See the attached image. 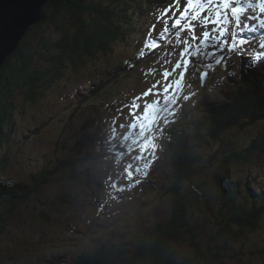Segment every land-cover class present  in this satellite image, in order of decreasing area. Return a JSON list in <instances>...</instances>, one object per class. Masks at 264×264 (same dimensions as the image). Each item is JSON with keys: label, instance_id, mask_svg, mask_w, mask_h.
Returning <instances> with one entry per match:
<instances>
[{"label": "rangeland", "instance_id": "rangeland-1", "mask_svg": "<svg viewBox=\"0 0 264 264\" xmlns=\"http://www.w3.org/2000/svg\"><path fill=\"white\" fill-rule=\"evenodd\" d=\"M181 2V6L175 4L172 8L157 10L152 19L148 20L150 16L146 19L142 17V32H138L141 37L140 45L136 44L139 41L136 39L121 41L111 52L100 55V59L87 62L85 67H78L76 72L71 70L57 84V91L55 90L50 104L44 105L45 101L40 100L30 111L26 109L18 122L15 120V127L10 135L11 142L7 145L10 151H7L10 162L5 169L12 171L7 175L14 180L27 178L29 181L36 176V173L49 169L48 166L52 170L59 168L64 155L72 156L76 152V145L83 132V121L87 119H103L101 122L106 126L100 128L98 136L103 139V142L99 147L107 148L111 155L110 160L99 166L91 175V185H95L86 189V192L85 190L79 192L74 197L76 199L69 198L68 204H63L64 194L71 190L77 193L78 189H75L76 183L68 176L71 173L66 172L68 168L61 167L58 172L63 177L58 173L52 185L41 190L39 196L36 195L38 196L36 202L33 200L34 203L31 202L28 206L23 202L22 207H16L13 216L10 212L8 215H11L9 217L11 228L0 250V264H15V259L22 264H43L47 254H59L65 250L67 252L70 247H74L77 240L115 239L121 234H128L131 240L136 237L138 231L155 229L159 223H166L170 218L172 204L165 191L172 183L171 158L164 144L163 125L169 122L170 129H173L185 124L187 120L185 122L184 118L195 110L194 106L199 107V100L202 105L195 117H202L206 113L205 107L214 104V101L219 102L217 97L220 98L216 93H214L216 96L210 98L206 92L200 94L195 89L197 58L203 54L207 61L212 62L215 54L219 53L222 56L228 54L226 58L229 60L228 66H233L235 71H232L236 74L241 62L248 65V62L255 61L254 56H245L251 54L252 47L249 45H246L244 59H241L240 53L229 51L231 45L224 41L223 33L232 34L234 20L231 24L223 25V28L220 25L214 26L217 19L218 0L217 3L202 0L198 12L195 6L189 9L186 0ZM250 3L252 7H249ZM232 6L244 9L245 17L253 14L261 15L258 11V0H239L238 3H232ZM174 7L177 8L173 9ZM165 11L167 15L163 14ZM44 17L43 14L41 21ZM176 19L181 20L180 25L175 24ZM248 23L255 31L244 29V39L254 41L257 46L264 43V28L254 21H248ZM153 26L155 30L150 31ZM165 28L167 31H164ZM205 32L209 35H204ZM28 38L36 45L33 34ZM47 38L50 41L57 39L55 35L49 34ZM147 43H154L155 47L149 49L146 46ZM36 48L32 47L29 51L32 52ZM41 48L39 47L36 52L43 53ZM263 51L261 48L258 50V52ZM138 55H141L143 60L127 67L126 63L130 64V61ZM177 62L181 63L180 69L175 68ZM215 66L218 67L219 76L224 77L226 75L222 73L224 67L219 68L218 64ZM127 68L128 71H126ZM114 71L120 72L123 76L120 77L121 82H116L111 91L112 95L109 94L103 99L96 94V96H89L88 101L84 100L85 94L88 91L90 93V87H97L101 79L109 80L108 85L113 86L110 79H113L111 74ZM166 71L172 74L167 80L163 75ZM228 71L229 69L226 72ZM182 72L184 73L183 91L175 100H171V96L167 97L165 101L167 108L161 113V119L147 132H140V121L136 119V116L140 114L142 105L146 101L151 102L156 98L144 94L149 89L152 92L162 91L166 83L179 79ZM250 77L249 74H243L235 78L233 82L242 83L243 79ZM215 78L216 80L210 82L219 86L217 75ZM153 85L156 87L154 88ZM82 100L84 102L77 107V102ZM168 101L171 102L168 103ZM137 105L141 107H135ZM72 112L74 115L71 114ZM86 112L90 116L81 117ZM176 114H178L177 118ZM17 116L19 117L18 114ZM133 124H136L135 128L132 127ZM237 132L243 131L238 129ZM252 133L248 132L237 138L238 145H241V140ZM145 144L149 145L147 149L144 148ZM218 147L219 145L216 144L214 147L208 145L202 149L199 148L206 160L203 165L206 170L197 181L198 184L205 180L206 186L204 195L200 196V198L203 196V200L202 206L199 207L206 210L201 213L197 208L198 204L193 205L192 210L196 208L195 215L197 213L203 218L205 233L211 232L213 222H216L215 226L218 229H225L226 232H223L225 236L219 241V246L224 249L223 257H227V263L224 264H264V210L261 211L257 206L253 207L251 200L263 191L264 181L261 186L255 187L249 184L244 187L245 183H248L245 178L249 176L245 174L249 171L248 167L253 165L264 171V163L253 160L254 162L247 167L226 164L224 157L228 154L227 149L222 150L221 155L224 159H221L216 152L219 150ZM3 154H6V151L0 152V155ZM211 158H214L217 164L210 165L208 162ZM11 161H13L12 165ZM260 163L263 164L262 167ZM208 165L209 170H207ZM89 166L86 164L80 168L87 173L91 171ZM215 174H224L233 181L244 183L241 190L246 197H243V202L240 204L253 210V216L257 218H255L256 221L253 220V227L246 226L245 230H242L244 234L242 240H234L232 232L240 227L229 218L230 210L228 212L220 209L222 205H219L220 187L214 178ZM61 204L64 207H61ZM218 211L220 219L215 221L214 214ZM61 215L70 216L73 221H64ZM3 225L0 220V227ZM67 225L77 229L74 233H66L63 229ZM58 238L60 241L63 238L64 241L59 244ZM65 238L68 240L65 241ZM45 241H48V245L41 247L40 243ZM189 254L192 255L193 251ZM220 259L216 264L220 263Z\"/></svg>", "mask_w": 264, "mask_h": 264}, {"label": "trees", "instance_id": "trees-1", "mask_svg": "<svg viewBox=\"0 0 264 264\" xmlns=\"http://www.w3.org/2000/svg\"><path fill=\"white\" fill-rule=\"evenodd\" d=\"M173 2L176 3V0H50L43 6L44 20L30 28L15 52L3 63L0 70V152L6 151V154L0 155V220L4 224L0 227V250L11 228L9 217L14 215L16 207H22L23 202L27 206L36 202L39 192L52 185L61 167L68 168L71 173L69 177L76 183L75 187L83 192L90 178L81 173L80 167L95 161L89 150H96L97 122L87 119L83 121L85 130L76 145L77 151L72 156L64 155L59 168L52 170L48 166L49 169L36 173L29 181L27 178H10L7 174L12 171L5 170L10 162L7 145L11 142L15 120L18 122L26 109L30 111L40 100L45 101L44 105L50 104L57 91V84L71 70L76 72L78 67H85L87 62L100 59V55L111 52L121 41L139 38L137 35L142 31V17L146 19L151 12L161 9L158 7L169 8ZM32 34L36 45L28 38ZM48 34L55 35L57 39L50 41ZM32 47L37 48L30 52ZM39 47L43 50L41 54L36 52ZM142 60L141 55H138L130 64ZM130 64L126 63L127 67ZM121 75L118 71L111 74L113 79L110 82L113 86L108 85L109 80H101L97 87H90V93L88 91L85 94L84 100L88 101L89 96H96L97 93L98 97L107 98L116 82H121ZM249 75V79H243L239 86H233L225 92L223 86L226 88L228 84L225 82L215 89L220 96L217 97L219 102L214 101V104L206 106V113L202 117H195L202 105L199 100V107L194 106L195 110L184 118L185 122L187 120L185 124L173 129L167 126L163 139L173 163L170 162L172 183L165 191L172 204L170 218L166 223L161 222L146 233L138 231L133 240L129 239L128 234H121L115 239L77 240L67 252L47 254L43 264H216L223 257L224 249L219 246V241L225 236V229H218L216 222H213L211 232L205 233L203 218L197 213L195 215L196 208L192 210L195 204H198L201 213L206 210L199 207L203 200V196H200L204 195L206 187L205 180L197 184L202 172L206 170L203 166L206 160L199 148L218 144L219 150L216 152L221 159L225 158L226 164L247 167L253 160L264 163V63L253 68ZM196 79L194 86L198 90L201 81L198 77ZM82 102H77L76 106L79 107ZM71 114L74 115V112ZM87 116L88 112L81 115ZM238 129L243 132H237ZM248 132L253 133L238 145L237 138ZM224 148L228 152L225 157L221 155ZM213 159L208 162L210 165L217 164ZM209 168L208 165L207 170ZM248 168L249 171L245 173L249 175L245 177L248 183L245 185L224 174L214 176L220 187L221 211L230 210L229 218L240 227L232 232L235 241L244 238L242 230L246 226L253 227V220L257 218L253 216V210L240 204L243 197H246L241 189L243 185L246 187L249 184L261 186L264 181L261 168L257 169L253 165ZM75 196L66 192L63 204H68V199ZM255 198H251L252 206L264 210V189ZM63 204L61 207H64ZM10 212L12 214L8 215ZM219 213L214 214L215 221L220 219ZM61 217L64 221H73L70 216ZM75 229L67 225L63 231L70 234ZM63 241V238L62 241L58 238L59 244ZM40 245L46 247L48 241ZM192 251L193 254H189ZM220 260L219 264L227 263V257ZM14 263L22 264L16 259Z\"/></svg>", "mask_w": 264, "mask_h": 264}, {"label": "snow or ice", "instance_id": "snow-or-ice-1", "mask_svg": "<svg viewBox=\"0 0 264 264\" xmlns=\"http://www.w3.org/2000/svg\"><path fill=\"white\" fill-rule=\"evenodd\" d=\"M238 2L239 0H218V10L216 12L217 19L214 22V26L220 25L221 28H223V25L231 24L232 20H234V25L232 26V34L230 35L229 33H223L224 41L231 45V47L229 48L230 52L240 53L243 56L247 50L246 44L251 43L250 41H246L244 39V29L255 31V29L252 27L251 24L248 23V21H254L258 23L261 28H264V18H262L264 17V0H258V11L261 14L260 16H256L255 14H253L245 17L243 15L245 12L244 9L232 6V3ZM176 3H179V0H176ZM209 3H217V0H209ZM186 4L189 9L195 6L198 12L200 10V6L202 5V0H186ZM249 7H252L251 3L249 4ZM163 14L167 15V11H165V13ZM175 24L180 25L181 20L176 19ZM154 30L155 26H153L150 31ZM164 31H167V28H165ZM204 35L207 36L209 35V33L205 32ZM193 38L196 39V37ZM146 46L149 49H152L155 47V44L147 43ZM259 47L264 50V43H261ZM175 68L180 69L181 63L177 62ZM163 75L167 80V78L172 74L166 71L163 73ZM179 77L180 78L175 80L174 82L166 83L162 91L152 92V90L149 89V91L144 94L145 96H154L156 98L151 102L146 101L142 105V110L140 114L136 116V119L140 121V132H147L149 129L155 126L156 122L159 119H161V113L164 111L165 108H167V103L165 102L167 97L171 96V100H175L177 98V95L183 91L184 73L182 72ZM153 87L155 88L156 85H153ZM170 102L171 101H168V103ZM135 107L141 106L137 105ZM132 127L135 128L136 124H133ZM148 147V144L144 145L145 149H147Z\"/></svg>", "mask_w": 264, "mask_h": 264}, {"label": "water", "instance_id": "water-1", "mask_svg": "<svg viewBox=\"0 0 264 264\" xmlns=\"http://www.w3.org/2000/svg\"><path fill=\"white\" fill-rule=\"evenodd\" d=\"M49 0H0V70L30 28L43 18Z\"/></svg>", "mask_w": 264, "mask_h": 264}, {"label": "bare ground", "instance_id": "bare-ground-1", "mask_svg": "<svg viewBox=\"0 0 264 264\" xmlns=\"http://www.w3.org/2000/svg\"><path fill=\"white\" fill-rule=\"evenodd\" d=\"M15 50H16V49H15ZM15 50H14V52H15ZM14 52H13V53H14ZM13 53H11L10 55H12ZM10 55H9V56H10ZM9 56H8V57H9ZM6 59H8V58H6ZM5 61H6V60H5Z\"/></svg>", "mask_w": 264, "mask_h": 264}]
</instances>
